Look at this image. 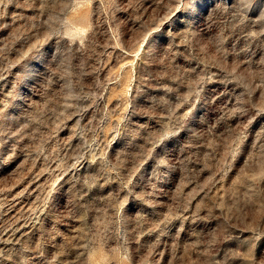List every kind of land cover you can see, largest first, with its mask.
Masks as SVG:
<instances>
[{
  "label": "rangeland",
  "instance_id": "374dc122",
  "mask_svg": "<svg viewBox=\"0 0 264 264\" xmlns=\"http://www.w3.org/2000/svg\"><path fill=\"white\" fill-rule=\"evenodd\" d=\"M0 264H264V0H0Z\"/></svg>",
  "mask_w": 264,
  "mask_h": 264
}]
</instances>
